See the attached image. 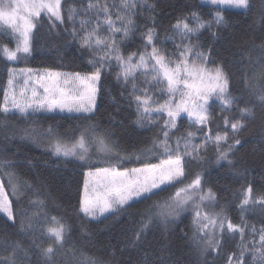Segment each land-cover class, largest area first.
Returning <instances> with one entry per match:
<instances>
[{"label": "trees", "instance_id": "1", "mask_svg": "<svg viewBox=\"0 0 264 264\" xmlns=\"http://www.w3.org/2000/svg\"><path fill=\"white\" fill-rule=\"evenodd\" d=\"M89 2L62 0L65 16L62 24L42 13L34 20L36 27L31 34V53L19 55L16 62L7 60L0 51V109L4 105L5 89L13 66L84 73L94 71L89 61L98 55L81 48L78 42L79 36L83 35L80 21L91 19L95 24L101 19L91 12L85 15ZM91 2L107 3L115 16L111 7L121 0ZM250 3L251 9L247 12L226 11L222 26L201 29L192 41L199 45V51L206 53L210 66H223L229 78L228 93L236 98L239 107H255V119L244 120L246 127L234 135L225 127L223 117L227 116L232 122L239 113L235 108L228 110L221 102L211 100L208 105L210 120L206 126L198 128L188 118L181 117L177 129L169 133L168 141L175 147L178 137L193 131L196 132L194 141L201 145L205 137L227 132L229 143L240 140L229 154L232 164L223 160L217 163L216 147L208 142L200 150V159L189 163L190 158L184 156L183 184L169 186L166 191L142 203L137 202L127 211L108 214L97 220H91L79 211L88 170L103 167L122 170L160 163L166 158L153 147L163 139L162 118L158 124L137 123L139 113L134 96L139 95L140 88L134 90L131 82L121 80L119 66L114 61H110L102 73L97 106L92 114L0 112V178L15 217L10 221L0 213V260L15 258V264H46L40 249L52 242L42 234L41 228L51 224L50 219L47 224L43 223L46 218L57 217L70 230V237H67L69 248L58 249L52 264H68V251L76 253L71 264H87L88 259L100 264H143L145 254L148 255V264H230V258L231 264H236L242 251L243 264H253L252 251L260 246L259 234L264 229V204L250 201L242 210L241 202L249 185L253 199L264 197V111L250 92L253 85L264 88V0H250ZM69 9H75L72 19H68ZM192 13L205 22L214 16L212 6L202 4L200 0H147L146 3L143 0L132 13L135 28L126 38L122 36L123 32L116 34L120 54L128 57L144 52L148 29L154 30L155 47L164 51L172 48L168 39L174 30L173 25L183 17L192 24ZM100 28L106 33V27ZM73 29L76 30V39L72 36ZM123 38L126 40L122 42ZM6 42L14 45L12 38L0 32V46ZM136 83L145 87L138 79ZM86 115L92 118L86 120L83 118ZM89 125H97V134L111 144L114 150L111 158L82 162L58 157L48 149L52 139L72 142ZM127 156L131 158L122 159ZM4 161H12L15 166L3 167ZM197 174L201 177L202 191L206 193L211 189L215 194L214 200L202 202L204 210L215 214L219 222L220 218L226 217L234 225L244 227L243 237L238 232L221 234L209 227L198 231L195 212L199 207L189 201L183 210L169 218L167 224H153L139 241L135 240L134 234L141 227L145 209L168 200ZM34 201H40V206H34ZM202 237H219V244L215 249L205 248Z\"/></svg>", "mask_w": 264, "mask_h": 264}, {"label": "snow or ice", "instance_id": "2", "mask_svg": "<svg viewBox=\"0 0 264 264\" xmlns=\"http://www.w3.org/2000/svg\"><path fill=\"white\" fill-rule=\"evenodd\" d=\"M144 2L146 3L147 0H144ZM201 2L212 6L214 16L211 21L205 22L201 21L196 13H192V17L197 21L195 27L190 26L186 17L177 19L173 29L180 35L181 42L177 46L179 51L175 59L152 45L155 34L153 29H148L145 33L148 44L152 45L151 52L147 53V60L145 55L142 54H132L124 57L120 54L117 41L101 34L99 20L93 24L91 19H83L80 21V31L83 35L78 38L80 47L94 53H102L99 56L94 55L93 60L89 61L94 68L91 75L81 77L79 73L74 74L75 79L79 80L84 88L83 94L77 93L70 100L61 88V84L67 82L66 79L62 81L60 73L46 72L43 77H39L37 80L39 87L43 89V96H38L35 89L32 91L31 99L18 100L13 95L10 109L9 98L5 95L3 108L0 109V112L4 114L12 109H16L20 113H27L29 109L36 112L40 110L54 111L57 108L68 112L94 113L95 98L98 91L97 85L111 59H115L123 66L122 76L125 82H127L133 68H144L146 76H150L157 83L163 82L165 84L169 99L163 104L153 101L152 103L156 106H150L151 97L146 92L135 95L134 98L137 101V111L139 113L138 124H142L147 119L146 113L155 111L167 114V120L164 121L162 129L163 139L153 145L166 158L158 164H147L142 168H132L125 171L116 168H97L95 172L89 171L87 177L90 179H86L84 182L83 197L79 202V211L85 217L97 220L105 213L115 215L119 211H127L137 202L142 203L144 200L151 199L152 196L166 191L169 186L175 187L176 183L183 184L182 178L185 176L184 156L187 155L190 158L189 163L192 160L200 159V150L205 148L209 137H205L204 144L191 145L190 141L194 133L188 132L186 136L176 139L175 147L170 145L168 142L170 139L169 133L177 129V120L181 114H185L193 125L206 126L210 120L209 101L212 99L219 100L227 106L228 110L235 108L239 113L238 118H235L232 122L229 121L227 116L223 117L225 127L231 129L234 135L246 127L243 123L244 120L255 119V107H239L236 98L228 93L229 78L223 66L208 67L206 53L199 51L198 44L194 45L190 40H187L189 34L199 33L201 29L211 30L214 27L219 28L222 26L226 11H249L251 9L250 0H201ZM61 4L62 0H0V21L8 25L12 32L17 33V42L14 49H10L7 45L0 46L3 57L9 61H15L18 54H30V33L36 27L34 20L39 18L42 13H46L50 20L54 18L62 24L65 16L62 13ZM120 7L131 12L137 7V0H121ZM88 12H91L95 17L102 15L103 22L108 26V30L112 33L122 31L125 38L135 28L133 16L121 15L119 12L116 14V20L120 21L121 26L117 27L116 21L112 19L110 6L107 3H93L90 0L85 15ZM74 15L75 9H69L68 19H72ZM262 18H264V14H262ZM215 35L213 33L214 38ZM72 36L74 39L77 38L75 29H73ZM133 56L137 57L139 63L135 65L131 63ZM149 62H152L151 72L147 71ZM8 83L11 85L12 80L9 79ZM133 88L135 89V85H133ZM250 92L254 95L255 102H258L261 110L264 111V88L253 85ZM23 95L22 92L21 97ZM177 95L179 96L178 100L176 99ZM83 118L87 120L92 117L86 115ZM262 119H264V115H262ZM97 128V125H89L77 138H74L70 145L57 139L51 145L52 153L58 157H73L83 161L89 158V147H94L99 152H110L112 149L105 144L104 137L97 134ZM28 134L31 135V133ZM210 139L217 150V163L223 160L228 164H232L229 154L234 145L240 144V140L235 139L233 143H229L227 132L224 135L216 134ZM181 141H183V148H181ZM2 166L12 168L15 164L12 161H4ZM200 184L201 177L197 174L195 179L178 188L168 200L163 203L156 202L145 209L142 213L141 227L134 234L135 240L139 241L151 225L167 224L169 218L174 217L179 211L183 210L189 201L198 208L197 200L200 202L214 200L215 194L212 190L208 189L204 193L200 188ZM15 191V186H13L14 194ZM252 191V187L249 185L241 202L242 210L243 206L248 205L250 201L264 204V197L253 199ZM32 203L36 207L41 204L40 201ZM0 213H3L8 220L14 221L15 219L12 204L4 192L2 180H0ZM195 218L198 231L208 229L211 224L221 234L225 231L228 233L238 232L243 237L244 227L234 225L226 217L220 218V222L217 224L216 218H209L207 213L202 217L201 213L196 211ZM49 219L55 226L41 228L42 234L52 242L48 247L40 249V254L46 258V264H52V258L56 256L58 249L65 250L69 248L67 237H70V230L56 217H48L43 223L47 224ZM202 239H204L205 248L215 249L219 244V237L215 239L202 237ZM259 245L258 248H254L252 251L251 260L253 264H264V229L260 230ZM66 255L69 257L68 264H71L76 253L68 251ZM243 261L244 252L242 251L236 264H243ZM0 264H15V258L0 260ZM87 264H100V262L88 259ZM143 264H148L147 254H145Z\"/></svg>", "mask_w": 264, "mask_h": 264}, {"label": "rangeland", "instance_id": "3", "mask_svg": "<svg viewBox=\"0 0 264 264\" xmlns=\"http://www.w3.org/2000/svg\"><path fill=\"white\" fill-rule=\"evenodd\" d=\"M142 3H143V0H137V6L142 4ZM111 8H114L116 14H117V12H119L121 15H132V13L135 11V9L132 10L131 12L122 9L120 7V3L115 4L114 7H111ZM100 17H101V19L99 18V20L101 21V25L100 26L106 27V33L102 32L101 28H100L101 34L104 37H111L112 39L116 40L117 39L116 34H119L122 31L121 32H116V33L110 32L108 30V26L103 22V20H104L103 16L101 15ZM112 19L114 21H116V26L117 27L121 26L120 21L116 20V15L112 16ZM196 23H197V21L193 18V23L190 24V26L195 27ZM0 32L14 40V45H10L8 42H6L2 46L7 45V47H9L10 49H14L15 45H16V42H17V33L12 32L10 30L9 26L4 24L2 21H0ZM31 34H32V31L30 33V44H31ZM196 35H198V33L189 34V37L187 38V40H190L193 43L192 37L196 36ZM122 36L124 37V35H122ZM124 40H126V39L123 38L122 42ZM153 40H154V37H153ZM168 40H170L172 42L171 43L172 44V48L169 47V48H167L166 51H164L163 49H159V50H161L164 53L168 54L172 59H175L176 54L179 51L177 46L181 42V37L175 30H173V32H172V34H171V36L169 37ZM116 41H117L118 47H119L118 39ZM152 45H154L153 41H152ZM152 45H149L147 40H146L147 49L144 52L140 53L142 55H145L146 60H147V53L151 52ZM19 55H21V54H18V57H19ZM96 55L99 56V55H102V53H96ZM16 60L15 61H11V62H16ZM207 60H208V58H207ZM110 61H114L117 64V66H119L120 77H121V80L124 83L131 82L133 85H135V89L136 88H140L139 95L141 93H145L146 92L151 97L150 106H152V107L156 106L155 104L152 103L153 101H156V102H159L160 104H163L166 100L169 99V94L167 92L165 84L163 82L157 83V82L153 81L150 76H146L144 68H133L131 75L129 76L127 82H125L124 79H123V76H122L123 66L120 63H118L115 59H111ZM197 62H199V61H197ZM131 63L133 65L139 63V61H138L136 56H133V59H132ZM208 67L211 68L213 66H210L209 63H208ZM29 70H31V71H29ZM147 71H149V72L152 71V62H149ZM46 72H48V73H60L61 74V80L63 81V80L66 79L67 82L66 83H62L61 84V88L64 90L65 94L68 96V98L70 100L72 98H74L77 95V93H80V94L84 93L83 86L81 85L79 80L75 79L74 74L79 73L81 77H84L86 75H91V73H84V72H71V71H61V70L49 69V68L14 67L13 66L10 69V75H9V79L12 80V84L9 85V83H7V86H6V89H5L6 90V94L5 95H7L8 98H9V107H10V109H11V98H12L13 95H15L18 100H20V99H31L33 89L36 90L38 96H43L44 95L43 89L39 87V84L37 83V80H38L39 77H43ZM136 79H138V81H140V85H145V87L138 86L137 83H136ZM133 85H132V89H134ZM99 87H100V82L97 85L98 91L96 93V98H95V109H96V106H97ZM22 92L24 94L23 97H21V93ZM176 99L177 100L179 99L178 95H177ZM212 100H215V99H212ZM210 101H209V103H210ZM216 101L221 102L219 100H216ZM11 111L19 112L16 109H12ZM29 112H33V111L31 109H29L27 113H29ZM36 112L37 113H58V114H92V113L68 112L67 110L61 111L59 108H57L54 111L40 110V111H36ZM155 115H156V117L154 118L153 116H155ZM145 116L147 117V119H145L143 121L145 124H158L159 123V118L161 117L162 120H163L162 125L164 126V121L167 120V114L166 113H158V112L152 111L151 113H146ZM181 117H186L187 118V116L185 114H181L180 118ZM178 120H177V122H178ZM188 120H190V119L188 118ZM190 122H191V120H190ZM191 124H192V122H191ZM195 126L200 128L201 126H205V125H195ZM193 133H194V136L191 138L190 143H191V145H197L196 142L194 141L195 136H196V132H193ZM56 140H57L56 138L52 139L50 141V143L47 145L49 150L52 151L51 145L53 143H55ZM104 140H105V144L109 148L112 149L110 152H99V151H96L94 147H89V152H88V157L89 158H87L86 160H83V161L79 160L77 158H74V159H77L79 161L84 162V161H100V160H104V159H107V158H111L112 157V153H114V150H113L111 144L106 140V138H104ZM63 142L66 143V144H69V145L72 143V142H68V141H63ZM204 142H205V140L201 144H203ZM208 142L211 143V139L210 138H209ZM181 148H183V141H181ZM193 154H195V153H193ZM185 156H187V155H185ZM69 158H73V157H69ZM130 158H131V156L122 157V159H126V160H128ZM156 164H158V163H156ZM144 166L145 165L138 166V167H131V168L122 169V170L118 169L117 167H103V168H116V169H118L120 171H125V170H129V169H132V168H142ZM95 170L96 169L88 170L86 172V179H90V178L87 177V173L89 171L95 172ZM0 180H1V178H0ZM162 187H163V185H162ZM4 192H5L6 196H7V198L9 199L5 188H4ZM204 201L208 202L209 200H204ZM198 205H199V212L201 213L202 217H203V215L205 213L208 214L209 218H215L216 217L215 214H213L212 212H207V211L204 210L205 207L203 206L202 202H198ZM108 214H110V213H105L101 217H104V216H106ZM56 219L59 220L57 217H56ZM10 221H12V220H10ZM217 224H219L218 220H217ZM54 226L55 225L52 222H51L50 225H48V227H54ZM209 228L213 229V226L210 224Z\"/></svg>", "mask_w": 264, "mask_h": 264}]
</instances>
